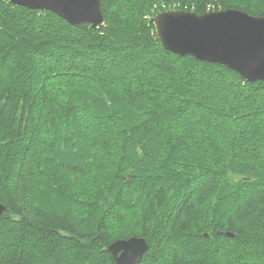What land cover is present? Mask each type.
Wrapping results in <instances>:
<instances>
[{
	"label": "trees",
	"instance_id": "obj_1",
	"mask_svg": "<svg viewBox=\"0 0 264 264\" xmlns=\"http://www.w3.org/2000/svg\"><path fill=\"white\" fill-rule=\"evenodd\" d=\"M163 5L264 15L100 0L73 26L0 0V264H114L130 237L133 264H264V80L166 50Z\"/></svg>",
	"mask_w": 264,
	"mask_h": 264
},
{
	"label": "water",
	"instance_id": "obj_2",
	"mask_svg": "<svg viewBox=\"0 0 264 264\" xmlns=\"http://www.w3.org/2000/svg\"><path fill=\"white\" fill-rule=\"evenodd\" d=\"M30 9L49 10L73 26L103 24L100 0H9ZM157 37L168 51L217 63L247 81L264 80V15L226 8L197 14L163 10L152 18ZM5 207L0 203V214ZM148 245L143 237L115 240L108 245L114 264L138 262Z\"/></svg>",
	"mask_w": 264,
	"mask_h": 264
},
{
	"label": "built area",
	"instance_id": "obj_3",
	"mask_svg": "<svg viewBox=\"0 0 264 264\" xmlns=\"http://www.w3.org/2000/svg\"><path fill=\"white\" fill-rule=\"evenodd\" d=\"M163 8L166 9V10H169V9H171V8H174V5H169L168 8H166V7L163 5ZM157 9H158L157 6L154 5V6H153V10H157Z\"/></svg>",
	"mask_w": 264,
	"mask_h": 264
},
{
	"label": "bare ground",
	"instance_id": "obj_4",
	"mask_svg": "<svg viewBox=\"0 0 264 264\" xmlns=\"http://www.w3.org/2000/svg\"><path fill=\"white\" fill-rule=\"evenodd\" d=\"M188 9V8H187Z\"/></svg>",
	"mask_w": 264,
	"mask_h": 264
}]
</instances>
